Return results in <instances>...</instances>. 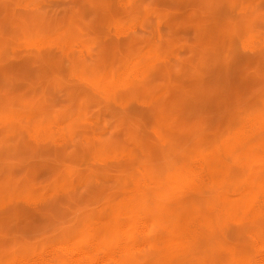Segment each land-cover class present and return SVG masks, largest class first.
Instances as JSON below:
<instances>
[{"label": "rangeland", "instance_id": "374dc122", "mask_svg": "<svg viewBox=\"0 0 264 264\" xmlns=\"http://www.w3.org/2000/svg\"><path fill=\"white\" fill-rule=\"evenodd\" d=\"M257 114L264 0H0V264L75 234L138 169L162 181L222 148L246 161ZM256 238L264 210L233 217L212 264H260Z\"/></svg>", "mask_w": 264, "mask_h": 264}, {"label": "bare ground", "instance_id": "6f19581e", "mask_svg": "<svg viewBox=\"0 0 264 264\" xmlns=\"http://www.w3.org/2000/svg\"><path fill=\"white\" fill-rule=\"evenodd\" d=\"M35 17L16 18L33 22ZM30 33L36 37L38 31ZM242 133L250 144L246 161L231 163L232 151L222 148L162 181L138 169L131 186L102 214L62 242L14 264H212L228 221L264 210V116L251 118ZM231 172L242 174L238 192L214 202L211 189L224 185ZM256 242L260 252L254 261L264 264V240Z\"/></svg>", "mask_w": 264, "mask_h": 264}]
</instances>
